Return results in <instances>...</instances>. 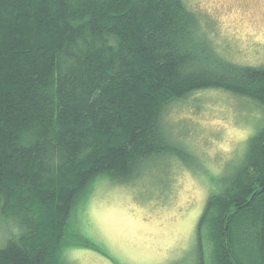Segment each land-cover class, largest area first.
I'll return each mask as SVG.
<instances>
[{
    "label": "trees",
    "instance_id": "trees-1",
    "mask_svg": "<svg viewBox=\"0 0 264 264\" xmlns=\"http://www.w3.org/2000/svg\"><path fill=\"white\" fill-rule=\"evenodd\" d=\"M200 30L182 0H0V264H62L96 180L129 183L161 156L192 163L163 129L174 101L218 89L264 107V66L227 61ZM194 252L264 264V126L212 179Z\"/></svg>",
    "mask_w": 264,
    "mask_h": 264
},
{
    "label": "rangeland",
    "instance_id": "rangeland-1",
    "mask_svg": "<svg viewBox=\"0 0 264 264\" xmlns=\"http://www.w3.org/2000/svg\"><path fill=\"white\" fill-rule=\"evenodd\" d=\"M182 1L222 58L264 66V0ZM162 124L193 162L161 156L129 183L96 180L69 221L62 264H196V224L211 181L238 165L264 126V107L205 89L171 103ZM10 231L1 220L0 246Z\"/></svg>",
    "mask_w": 264,
    "mask_h": 264
}]
</instances>
